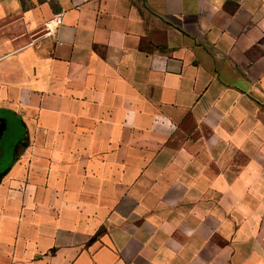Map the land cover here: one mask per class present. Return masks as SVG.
Wrapping results in <instances>:
<instances>
[{
    "label": "crops",
    "instance_id": "1",
    "mask_svg": "<svg viewBox=\"0 0 264 264\" xmlns=\"http://www.w3.org/2000/svg\"><path fill=\"white\" fill-rule=\"evenodd\" d=\"M0 111V264H264V0H1Z\"/></svg>",
    "mask_w": 264,
    "mask_h": 264
},
{
    "label": "flooded vegetation",
    "instance_id": "2",
    "mask_svg": "<svg viewBox=\"0 0 264 264\" xmlns=\"http://www.w3.org/2000/svg\"><path fill=\"white\" fill-rule=\"evenodd\" d=\"M24 128L12 115L0 113V165L17 152L20 143L23 142Z\"/></svg>",
    "mask_w": 264,
    "mask_h": 264
},
{
    "label": "built area",
    "instance_id": "3",
    "mask_svg": "<svg viewBox=\"0 0 264 264\" xmlns=\"http://www.w3.org/2000/svg\"><path fill=\"white\" fill-rule=\"evenodd\" d=\"M1 1V0H0ZM63 24V16L62 14L55 15L53 18L48 20L44 24V30L47 34L54 33L59 27H61Z\"/></svg>",
    "mask_w": 264,
    "mask_h": 264
},
{
    "label": "trees",
    "instance_id": "4",
    "mask_svg": "<svg viewBox=\"0 0 264 264\" xmlns=\"http://www.w3.org/2000/svg\"><path fill=\"white\" fill-rule=\"evenodd\" d=\"M0 113H6V112H1L0 111ZM6 114H9V113H6ZM10 115H12V114H10ZM13 116V115H12ZM14 117V116H13ZM15 118V117H14ZM16 119V118H15ZM17 120V119H16ZM18 121V120H17ZM19 122V121H18ZM1 161V160H0ZM9 169V168H8ZM8 169L5 171V172H3V173H0V181H1V179H2V177L7 173V171H8Z\"/></svg>",
    "mask_w": 264,
    "mask_h": 264
}]
</instances>
